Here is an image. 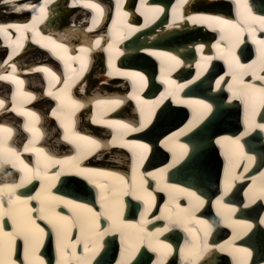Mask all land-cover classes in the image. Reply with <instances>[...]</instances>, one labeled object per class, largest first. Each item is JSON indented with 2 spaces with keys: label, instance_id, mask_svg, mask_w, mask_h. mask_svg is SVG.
<instances>
[{
  "label": "bare ground",
  "instance_id": "obj_1",
  "mask_svg": "<svg viewBox=\"0 0 264 264\" xmlns=\"http://www.w3.org/2000/svg\"><path fill=\"white\" fill-rule=\"evenodd\" d=\"M202 1L203 0H196L195 8L202 7L205 1L212 3L213 5H216L214 3H219L217 0ZM42 2L43 0H13L12 3H6L5 0H0V25L33 23L32 16L38 15V13L32 11L31 8H21L17 11L16 6L27 4L39 7ZM78 2L84 8L90 9L91 7H85V4H87V2L88 4H95L96 0H79ZM245 3L247 5L246 10L240 9L238 12L237 5H235V7H232L233 14L235 15L242 12L241 16H245L248 11H250V13L252 12L258 15L264 10V0H245ZM63 4L64 0H51L46 8V16L43 19L34 22V27L38 35L29 29L17 30L15 27L7 28L5 30L7 36L0 33V39L2 41H0V48L3 49V51L0 52L2 53V56H0V75L14 76L16 79L24 81L21 86L13 83L11 80H0V95L3 96L4 101V107L0 108L2 109L1 111L12 109L6 106L10 100H13V97L11 96L9 99H4L8 94L12 93L24 96L25 100H20L19 104L15 105L18 110L22 109L28 111L29 109L26 104H28L30 102L29 100L32 98L29 99L27 94H30L32 97L39 94L40 99H42V94L39 93V91H43L44 94L46 92H52L55 94L61 87H63L64 78H68L70 81H75L71 88V95L73 99L83 104L84 99L86 98L85 93H80L78 97H75V92L77 89L80 90V88L84 87L85 80L88 78L86 85L90 88L91 103L93 105L91 111L92 117L95 116L97 119L103 120L115 119L123 122L122 120L124 119L116 117L115 115L122 109H128L129 112L130 109H133L138 114L141 113L139 119L141 120L140 125L143 124V130L155 122V125L148 132L149 135H151L154 130H159L160 125H162V130L172 128L171 130L173 132L166 133L162 137L157 138L155 141V146L157 147L147 164L144 160L145 154L143 160H140V149L137 148L135 150V145H137V143L144 144L149 148L153 144L150 142L146 143V139L143 138L140 139L138 137V139H135L137 137H130V132H128L122 137L121 142L130 143L127 146H120L119 143L113 141V137L118 135L117 130L107 127L104 124H97L102 127L96 128V131L105 132L102 134V141L96 140L101 145L99 149L102 148L103 150L102 153L98 150L97 155L102 156L104 161H113V158H116V160L124 165L130 162L133 166L130 172L131 183L127 180V173L122 172L121 174L119 172H113L112 170L108 172H80V174L77 175V169L72 168L71 165L80 160L84 154L85 156L90 155L89 147L84 146L81 148L80 152L77 153V156H75L77 157V161H70L68 164H65V170L59 175V177L53 178L52 174L57 172L60 169V166L52 165L47 170L49 173L47 177L26 180L23 185L15 188L14 191L16 196L22 201H27V206L32 208L39 207L37 203V196L39 194V198L51 195L59 197L60 201H72L74 204L85 205L87 208H91L93 212L103 213L105 210L101 208V204L104 203V201L101 200V195H106L108 202L111 204V214L113 219L116 224L119 225L118 228H111L110 225L112 224V221H110L106 215L102 214L98 218L100 227L94 230L97 234L88 240L87 249H85L84 234L81 233L79 228H69L64 243L75 244V248L68 247L65 249L61 246L58 250L56 235L52 231V228L44 220H38L37 223L39 226L45 230V236L43 237V242L40 244L35 256H38L43 260L44 264H78V261L72 256V253L75 252L76 257L87 258L89 264H97L98 262L101 264H125L126 261L127 264H130L133 256L139 251V262L135 264H143L148 256L146 255L145 247H149L150 243L152 247H157L156 241L161 240L165 241V244L168 245L170 251L167 250V253H169V255L172 251L176 249L179 250L180 254L178 253L176 256L180 258V264H183L182 260L186 259L184 258V255H182V250H184V254H187L189 247L199 239V241L206 240L208 248L204 249L201 247L198 257L194 260L189 256L190 258H188L191 264H264V245H262V242L264 241V223H261V221L264 220V208L259 205L260 203H264V198H262L260 194L261 190L264 189V169L261 165H258V167L255 168V157L253 155H248V150H245L246 146L241 142L242 138L237 136L243 135L246 129L252 131L253 128L255 129L257 127L247 122L248 113L244 102L240 99L234 98L231 94L230 87H235L236 84L232 80L230 68L225 62L226 59L229 58V51H231V54L239 60L241 65H248L245 63L242 64L239 56L249 48L252 43V38L260 37L264 34V30L261 29L259 20L251 19L250 17L248 18L252 24L259 26L257 28H250L251 24L247 23H245L246 28H241L240 25H237L238 28L243 29L242 33L238 36L233 29H228L227 33L224 28L223 30H225V32L223 33V37L225 38L227 34H232L231 39L227 38L223 40V38L219 36L216 42L212 43L210 41L207 45H200L197 43L178 46L177 48L180 49V51H194L192 53L195 54L192 57H186L190 60L194 57L192 64L198 68L199 72L198 74H194V71H192V77L185 78V80L181 81H175L176 85H184V87L176 92L175 97L170 96L171 103L166 105L167 109H164L159 105L158 100L160 99L161 94H158V90L155 89L154 85H148L147 99L149 102L140 99L146 83L144 81L143 85H141V82L131 75L132 73H140L144 76L145 80L149 78L153 84L157 85L158 83L164 82L166 79L173 80L175 78V76L169 78V73H165L157 82L155 74L148 76L142 68H145L146 70L153 68L155 65L154 61L160 63L166 62L167 68L171 70L170 73L176 71L180 77L186 72L183 67L180 68L181 65H185V61L182 59L180 53H170L172 54L171 56H174L180 61L178 65H176L173 60L166 61L164 55H159L160 53L168 52L169 49L176 51L174 47L165 46L162 47L163 50L157 51L152 49L151 45L153 43L148 40V36L154 35L152 32L153 29L146 28L149 21L152 20V17H150L149 21L144 24L143 30L138 27L136 18L132 19L127 28V33L129 34V37L127 38L128 46L114 49L111 54L112 50H106L107 46L109 43H112V37L115 38L123 32L120 29L122 23H118L116 19H113L116 21V26L115 29L111 31V34L110 31L103 29V13H107V18L105 20L111 19V15L107 12L110 0H98L97 5L101 8V14L92 9L88 14L89 18L86 15L87 12L83 9L74 8V10H70L69 8V10H67L65 6H62ZM220 10L221 8H218L217 12H211L210 14L200 12V15L202 17L221 18L219 16ZM136 12L141 13V11ZM152 12L153 9H151L150 13ZM123 13H126L124 8H122L121 12H116L114 16L121 17ZM252 13L251 17H256L255 14ZM13 14H15L14 17ZM28 14L31 15V18L30 16H27ZM157 14L159 13H156L155 16H157ZM74 15H79L80 18L79 16L73 18ZM224 16L227 17V15ZM94 17L97 21L95 24H93ZM193 17H197V14H193ZM180 18L178 17L176 19L171 15L167 18H161V20L165 22V25L162 28V34L168 36L163 39L168 38L178 40V36L180 37V35H191L190 32L185 33L190 30L187 29L189 24L184 23ZM81 20L87 21V24L83 29L82 27H78L82 22ZM115 21L113 23H115ZM41 24L45 26L46 29H38L37 26H41ZM219 26L220 25L216 24L214 21L208 20V27L205 28L204 31ZM194 27H199L198 23H195ZM93 29L99 30V35H97L96 31ZM89 30L95 33L88 34ZM28 31H30L31 36L27 35ZM97 39L100 40V45H95ZM50 41H54L56 44H62L64 48H67V55H65L62 49L56 48L54 44L50 43ZM32 43L37 46L33 47ZM81 48L89 49L86 54V68L82 72L79 61L68 59V56L75 57L80 55L79 50ZM31 53H35V56H32ZM38 54L40 57H37ZM9 56H11L10 59L8 58ZM209 57L210 59H206ZM256 57L255 60L258 59V53ZM5 61L7 62L5 63ZM110 61L111 67L109 66ZM134 63H138V68L135 71L132 69ZM216 64L217 66L223 67V72L220 73L216 71L211 73ZM43 67H47L51 75L38 70ZM13 68H15L16 71H13ZM104 68H106V73H111L112 75L115 74L117 77L108 79L107 75L100 74V70H103ZM244 70L248 71L247 68ZM262 74L264 73H258V75ZM53 76L57 77V79H53ZM32 77L36 79V82L31 81ZM39 78L42 87L40 83H37ZM218 80L220 81L219 86L217 85ZM243 80L245 83L255 84L257 87H259L261 83H264L259 80H253L250 71L247 75L243 76ZM161 86H164V84ZM208 88H211V90L207 92ZM124 89L126 94L123 92ZM171 89L174 90V87L172 86ZM118 90H121L122 94L118 92ZM198 90L199 97H195L194 94ZM107 92H109V94L102 97ZM46 96L47 104L51 105L55 100L52 96ZM134 97H138L139 100ZM97 100H121L122 102L118 107H113L111 104L97 105ZM197 101L207 104L211 110L208 111L202 108L200 104L195 103ZM213 101L219 103H213ZM235 101H238L240 103L239 105L242 106L240 113L243 115V122H241V124L243 125L244 131H242L240 123L237 124L235 107L238 103ZM143 102L148 103V109L145 108L146 103L143 105ZM191 102L193 103L192 105L190 104ZM47 104L45 102V106L41 111L47 116L46 118H43L45 122L44 128H41V126H35V128L39 132H47L50 127V130L47 133L51 138L57 139L58 135L52 128L53 125L48 118L51 117V119L53 118V120H57L52 115V109L57 107V102L55 101V107L52 108L51 105L50 109L45 108ZM257 106H260V104H257ZM181 107H186L190 110L186 119H183L185 118V115L180 113L178 109ZM82 108L76 111L77 116H75L80 122L85 119L82 114V116L79 114ZM174 108H177V111L173 110ZM87 112L88 110L86 109L83 114H86ZM129 112L127 113V116L129 115ZM108 113L111 114L108 115ZM15 114L24 120L29 121L30 124L33 123L30 117L18 115L17 112H15ZM36 115L40 120V115ZM135 117L136 114L129 117L128 120L131 122ZM72 118L74 119V117ZM254 119L255 123L260 121L258 119V112H256ZM6 120L9 124L18 122L11 116L6 117ZM179 123H181V128L176 129L174 126ZM1 124L0 121V128H8L13 131L12 124L11 127L1 126ZM21 126L24 127V124H21ZM84 126V129H87L89 124ZM131 126L133 128H139L138 126ZM224 127L227 129L237 128L238 130H241L228 141L231 143L233 140H238L243 152L242 154L238 153L235 156L234 152L220 150L223 154V158H226L227 163L223 169L220 167L218 176L219 187L221 190L216 191L214 187L218 184L216 183V176L219 147H222V145H225L227 142H224L225 137L222 133L218 135L217 132L214 133L213 130ZM141 128L142 127H140V129ZM204 129H208L206 138L202 134ZM63 135H61V139H63ZM80 135L89 136V134L86 133H80ZM4 136L7 140L8 135ZM262 136L264 138V131ZM20 139H23V137L18 135L16 140ZM33 139L34 135L29 138V141H32ZM244 140L248 141V136L244 137ZM204 141H206V145L202 148L201 143ZM217 141H219V143H217ZM37 143L39 142L36 138L34 144L35 147H38L36 145ZM181 144L184 145V147H189L190 151H192L189 158L186 157L183 159V157L180 156L181 150L176 149V146ZM16 145H19V143L16 142ZM68 147L69 149H76L71 144H69L67 148ZM233 147L237 150L234 144ZM62 148L66 149L65 146H62ZM117 148L124 149L125 154L121 153ZM95 150L96 148L91 151ZM132 151L135 152L133 153ZM71 152L72 151H70V154L62 157H54L59 160H65L66 158L74 157V153ZM162 153L166 154V162L162 161L158 163L156 165L158 167L153 169L154 165H149V163L151 160H164L160 157ZM96 156H93V161L97 159ZM177 156H180V158L176 159ZM168 159L169 163H167ZM181 161L182 163L178 164ZM24 162L33 169L37 167V162L32 164L27 159H25ZM193 162H195V164H193ZM15 164L16 166L18 165L16 161ZM79 168L84 169L81 166H79ZM175 171L177 176L175 175ZM100 173H112L114 176H105ZM67 174L77 177H85L83 180L76 178L73 180L69 179V183L66 182L63 184L64 187H69L67 188V191L64 190L63 185L57 188V185L63 181L62 177ZM23 175H25V173H23ZM116 177L122 178L125 183L121 184L120 180L116 179ZM0 178L7 179L3 182L0 181V187L4 184H20L21 180L20 178L16 183V177L7 172H0ZM141 181L148 182V189H146L148 193L141 195L135 194V196L143 197L142 199H136L127 185L134 183L136 187ZM154 181L155 187L158 188V191L162 190L166 194L167 197L165 196V201L160 200L158 192L155 194L153 193L151 182ZM191 181L195 182L196 185L195 183L190 184ZM227 182L232 185L227 186ZM242 182H245L243 185L245 188L240 189L235 193ZM97 184L101 185V187H97ZM92 186L98 188L97 192L93 193L95 190L89 188ZM114 187L119 189L115 195H113L112 191ZM22 188L25 189L23 190ZM172 188L184 189L185 191H173ZM33 190L37 191L31 193ZM188 192H194L196 196H199L200 199L204 201V203L197 207V202L187 195ZM149 193L151 194V199L154 198L153 201L150 199L148 195ZM129 197L133 199L131 200L133 201L131 203H134L133 206L135 207L137 205L135 209L142 207L139 210V213L142 214L139 219L127 218ZM218 200L221 201L223 207L221 204H217ZM60 201L55 202V211L59 213V215L66 216L69 219L74 218L76 213L91 215L85 213L84 209L73 208L71 204L62 203ZM141 201L143 204L140 206ZM2 204L3 207L7 209L6 195ZM177 205L179 206L178 208L176 207ZM20 207L23 209L24 206L20 205ZM179 209L190 210L192 219L186 225L176 224L168 219L170 212L176 214L179 212ZM230 209L233 211H230ZM151 212H153L152 214L154 215L160 212V218H150V216H154ZM33 215H35V213H33ZM4 218L7 219L5 222H2V219ZM157 220L163 222L153 224ZM199 221H204L210 227V231L207 232L206 236L204 226L200 224ZM0 227H3L5 231L12 230V223L7 216L0 217ZM165 228H167L166 231L163 230ZM105 229L109 230L105 232ZM140 229H143V231L141 232ZM159 229L162 230L158 232ZM175 229L181 231L184 237L182 242L178 243L177 240L175 241L174 237L177 236V233H173ZM169 231L171 232L166 236L164 233ZM100 233L103 234L101 235ZM224 234L225 239L223 238ZM137 237H140V241L136 240L138 239ZM114 238H117V242L119 243L118 246L116 248L108 249L113 243ZM93 239L96 244L95 250H93ZM77 240L79 243H76ZM46 242H51L53 245L50 257H47L45 254V252H47ZM17 244L19 247L17 252L13 253L12 259L16 260L17 264H24L23 241L18 240ZM131 246H135L136 251L132 252L131 256H129ZM143 252H145V254H142ZM156 252L158 251L150 250L151 259ZM104 255H108L106 260H104ZM137 257L134 260H136ZM29 258L34 259L33 256H30ZM45 260L47 262H45ZM151 264H160V261Z\"/></svg>",
  "mask_w": 264,
  "mask_h": 264
},
{
  "label": "snow or ice",
  "instance_id": "obj_2",
  "mask_svg": "<svg viewBox=\"0 0 264 264\" xmlns=\"http://www.w3.org/2000/svg\"><path fill=\"white\" fill-rule=\"evenodd\" d=\"M6 3H12L13 0H5ZM51 2V0H43V2L39 5V7H36L35 5H17L16 10L19 11L21 8L29 9L31 8L32 11L38 13V15L32 16L33 23H25V24H7V25H0V33H3L5 36H7V32L5 31L7 28H13L15 27L17 30L21 29H29L36 33L34 22L43 19L46 16V8L48 4ZM184 0H180V3L182 4ZM236 5L238 12L240 9H247V5L245 3V0H236ZM117 6H119V0H117ZM85 7H91L95 12L101 13V8L97 4H85ZM156 11H161L160 9H157ZM124 16H127V13H123ZM251 19H258L259 24L261 26V29L264 30V18H257V17H251V13L248 12L246 16H241L240 21L242 23H246L248 18ZM188 19L192 23H198L202 22L204 20H211L214 21L216 24L221 25V30L223 31V27L226 26L227 28L233 29L235 31V34L238 36L240 33H242L243 29L238 28L237 24L226 19H221L218 17H188ZM97 21L95 17L93 18V24H95ZM232 34H228L227 38L231 39ZM224 38V37H222ZM50 43L54 44V46L58 49H62L65 55H67L68 49L64 48L62 44H56L54 41H50ZM253 43L258 45V59L252 61L251 64L245 66L241 65L239 60L236 59L235 56L231 54V51H229V58L226 59V63L228 64L230 68V74L232 76V80L235 82V87H230V91L233 93V97L240 99L244 102L246 111L248 113L247 116V122L251 123L255 127H259L261 131H264V125H257L255 123V114H256V106L257 104H260L261 106H264V83H261L259 87H257L255 84H247L243 80V76L247 75L248 72H251L253 80H259L261 82H264V74L258 75V73H264V39H254ZM95 45H100V40L97 39L95 41ZM112 44L109 43V47L106 50H111ZM199 50V49H198ZM80 55H77L75 57L68 56L69 60H77L80 62L81 72L86 68V54L89 51L87 48H81ZM159 55H165L167 56V53H160ZM9 59L11 56L8 57ZM168 59L173 60L176 65L180 63L179 60H177L174 56H168ZM206 59H210L206 58ZM7 61H5L6 63ZM109 66L111 67V61L109 62ZM247 68L248 71H245L244 69ZM37 70V69H33ZM40 71H43L45 73H49V69L47 67H43L38 69ZM13 71H16L15 68H13ZM51 75V73H49ZM132 76L136 78L139 82H141V85H143L145 78L140 73H132ZM53 79H57V77L53 76ZM0 80H11L13 83L17 85H23L24 81L16 79L14 76H5L0 75ZM75 81H70L68 78L63 79V87H61L55 94L52 92H46L45 95L52 96L53 99L57 102V107L52 109V115L60 121V127L63 129L64 135L63 140L67 142L68 144L73 145L77 152L79 153L81 148L84 146L89 147L90 150L99 148L101 145L94 139L89 138L85 135H80L77 132L73 130V120L72 117L75 115L76 111L80 108L84 107L85 105L79 103L77 100L73 99L71 95V88L73 87ZM165 84H168L170 86L174 87V90L170 89L167 92V95L175 97L176 92H178L181 88L184 87V85H176L175 81L173 80H165ZM220 81H217V85L219 86ZM80 91H83V88H80ZM28 98H33L30 94H27ZM137 100H139L138 97H134ZM15 94L13 95V106L12 111L17 112L18 115H23L26 117H30L31 121L34 123L39 120V117L31 110L24 111V110H18L15 105ZM121 100H97V105H106L111 104L113 107H118L121 104ZM197 104H200V106L208 111L211 109L207 104H203L200 101L195 102ZM4 107V101L0 100V108ZM92 123L93 124H104L107 127H111L114 130L118 131V135L113 137V141L120 144V146H127L130 142H121L122 137L131 131H139L137 128L130 127L127 123L121 122L120 120H103V119H97L95 116L92 117ZM143 127V124L141 125ZM25 131L32 132L34 134V139L32 141H29L28 144L24 145V150L31 151L35 153L38 157L37 160V167L35 169L29 167L28 164H26L23 160L20 159L18 152L7 146L6 143V137L0 136V165L12 163V166L15 167V161H19V163L22 165L21 171L25 173L21 177L20 184H4L2 187H0V217L7 216L8 219L12 223V230L11 231H5L3 227H0V264H17V261L12 259L13 253L17 252L18 250V244L17 241H23V252H24V264H44L43 260H41L38 256H35V253L37 252L40 244L43 242V237L45 236V230L39 226L37 223L38 220H44L51 228L52 231L56 235L57 244H58V250L61 246H63L65 249L68 247L75 248V244H65V237L69 231V228H79L81 233L84 234L85 237V249L88 247V240L92 237H94L97 233L94 231L95 229H98L100 227L98 223V218L103 214L106 215L107 218L112 221V224L110 225L111 228L115 229L118 228L119 225L116 224L115 220L113 219V216L111 214V204L108 202V198L106 195H101V200L104 201V203L101 204V208L105 211L103 213L93 212L91 208H87L85 205H78L74 204L72 201H60L59 197H54L51 195H48L44 198H39V194L37 196V203L39 207L32 208L27 206V201H22L18 196L15 194V188L20 187L25 183L26 180H31L33 178H43L47 177L49 175L48 168L52 165H59L60 169L52 174L53 178L59 177L61 173L65 170L64 165L68 164L70 161H77V157H69L65 160H59L56 159L54 156L46 154L45 150L43 148L35 147V139L38 138L39 132L34 127L31 126V124H25L24 125ZM0 133H7L8 136L11 135V130L8 128H0ZM219 143V141H217ZM232 144L236 146L237 152L242 154L243 149L241 145L239 144L238 140L231 141ZM135 147L140 149L139 158L140 160H143L144 153L147 152L148 146L144 144H137ZM180 148V156H183L187 153V148L184 147V145H179ZM180 156H177L176 159H179ZM251 159V158H249ZM195 164V162H193ZM72 168L77 169L76 174L79 175L80 172H92L91 169H80L78 161L76 163H72ZM101 175L105 176H114L112 173H100ZM116 179L120 180L121 184H124L122 178L116 177ZM97 187H101V185L97 184ZM129 190L134 194V198L136 199H142L141 196H135L136 187L135 184L127 185ZM169 187V186H166ZM119 189L114 187L113 188V195L116 194V192ZM173 191H179L183 192L184 189H175L172 188ZM261 197L264 198V189L261 190ZM7 196V209L3 207L2 201ZM151 198V194H148ZM188 196L192 197L193 200H195L196 206L202 205L204 203L203 200L200 199L199 196H196L194 192H188ZM60 201L62 203L71 204L73 208L77 209H84L85 213L91 214L85 215L81 213H76L74 218L69 219L66 216L59 215L55 211V202ZM147 203V201H146ZM217 204H221V201L218 200ZM20 205H23V209H21ZM223 207V205L221 204ZM179 207L178 205L176 206ZM230 211H233L230 209ZM35 213V215H33ZM159 219V217H158ZM168 219L176 224L180 225H186L190 222L192 219L191 213L189 209H179V212L176 214L169 213ZM200 224L204 226L205 230V236L207 235V232L210 231V227L204 222L199 221ZM261 223H264V220L261 221ZM109 229H105L104 231L107 232ZM164 231L167 230V228L163 229ZM142 232L143 229H140ZM160 230H158L159 232ZM101 235L103 233H100ZM140 238V237H137ZM76 243H79L77 240ZM157 247H152L151 243L149 245L150 250L152 251H159V248L162 247L166 250L168 249V245L166 244H160L157 242ZM96 244L95 240L93 239V250H95ZM208 248V244L205 241H199L197 239L196 243H194L189 249L187 250V254H184V250H182V255H184L185 259H188L189 256L193 258V260L198 257L200 249ZM136 251L135 246H131V250L129 252V256H131L132 252ZM247 254V253H246ZM33 256L34 259H30L29 257ZM73 258H75L78 261V264H89V261L87 258H81L76 257V253H72ZM127 264V261L125 262ZM162 264V261L160 262Z\"/></svg>",
  "mask_w": 264,
  "mask_h": 264
},
{
  "label": "water",
  "instance_id": "obj_3",
  "mask_svg": "<svg viewBox=\"0 0 264 264\" xmlns=\"http://www.w3.org/2000/svg\"><path fill=\"white\" fill-rule=\"evenodd\" d=\"M213 118V117H212ZM202 134L205 136V138H206V134H208V129L206 130V129H204L203 131H202ZM258 135H259V133H257ZM202 145H201V147L203 148L205 145H206V141H204L203 143H201ZM253 145H255L254 143H251V146H253ZM200 147V148H201ZM262 151V150H261ZM76 181V180H75ZM81 182V181H80ZM66 182L64 181L63 182V184H65ZM69 183V182H68ZM66 188H69V187H65L64 188V190L65 191H67L68 189H66ZM105 256V255H104ZM108 258V255L107 256H105V259L104 260H106Z\"/></svg>",
  "mask_w": 264,
  "mask_h": 264
},
{
  "label": "rangeland",
  "instance_id": "obj_4",
  "mask_svg": "<svg viewBox=\"0 0 264 264\" xmlns=\"http://www.w3.org/2000/svg\"><path fill=\"white\" fill-rule=\"evenodd\" d=\"M71 16H72V15H71ZM78 16H79V15H77V16H76V15H74V16H73V18H75V17H78ZM69 18H70V17H69ZM2 51H3V49H2V48H0V52H2ZM31 54H32V56H35V53H34V54H33V53H31ZM0 56H2V53H0ZM38 56L40 57V55H39V54L37 55V57H38ZM30 59H31V58H30ZM30 63H31V62H30ZM35 80H36V79H35L34 77H32L31 81H33V82H34ZM35 82H36V81H35ZM37 83H38V82H37ZM35 85H36V84H35Z\"/></svg>",
  "mask_w": 264,
  "mask_h": 264
}]
</instances>
